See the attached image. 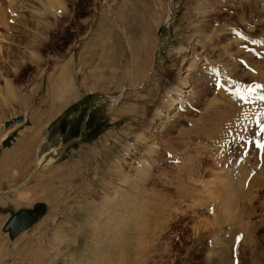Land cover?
<instances>
[{
	"label": "rangeland",
	"instance_id": "1",
	"mask_svg": "<svg viewBox=\"0 0 264 264\" xmlns=\"http://www.w3.org/2000/svg\"><path fill=\"white\" fill-rule=\"evenodd\" d=\"M59 3L0 0V264H264V107L234 95L264 89V0ZM66 74L85 86L63 102L51 90ZM111 180L135 212L101 257L73 219L114 196ZM20 209L35 221L11 238Z\"/></svg>",
	"mask_w": 264,
	"mask_h": 264
},
{
	"label": "bare ground",
	"instance_id": "2",
	"mask_svg": "<svg viewBox=\"0 0 264 264\" xmlns=\"http://www.w3.org/2000/svg\"><path fill=\"white\" fill-rule=\"evenodd\" d=\"M60 1V0H59ZM59 1H55V0H47V6L49 5V6H53L54 8H55V6L58 8H61V9H63L62 7H64V5L61 7V5H60V3H59ZM45 4H46V2H44ZM20 5V4H19ZM44 5V4H43ZM46 6V5H45ZM48 6V7H49ZM21 8H23V6L21 7ZM43 8H44V6H43ZM46 8V7H45ZM44 8V9H45ZM56 8V9H57ZM25 9V8H24ZM31 9V8H30ZM49 9V8H48ZM46 10H47V8H46ZM52 10V9H51ZM55 10V9H54ZM58 10V9H57ZM60 10V9H59ZM58 10V11H59ZM34 11V10H33ZM32 12V11H31ZM38 12H39V10H38ZM44 12V11H43ZM50 12V11H49ZM33 13V12H32ZM51 14H52V12H50ZM53 13H55L54 11H53ZM57 13V12H56ZM64 13V12H63ZM168 14H169V12H167ZM1 14V13H0ZM34 14V13H33ZM42 14V13H41ZM47 14H48V12H47ZM43 15V14H42ZM167 17V18H166ZM166 17H165V22H167L168 20H169V16H167L166 15ZM38 21V20H37ZM6 25V24H5ZM7 27V26H6ZM142 47V46H141ZM30 54V53H29ZM146 54V57L148 58V48L147 47H145V48H143L142 50H141V53H140V56H139V58L137 57V54H136V57L133 59L134 61V65H135V67L136 68H138L140 65H142V64H145L146 63V61L148 60V59H146V57L144 56ZM31 55V57L32 58H34L36 61L37 60H39L38 58V56H36L35 54H33L32 55V53L30 54ZM30 55H28V56H30ZM26 58H28V57H26ZM32 58H30V59H32ZM116 58V57H115ZM30 59H26V60H29L30 61ZM26 62V61H25ZM32 62H34L33 61V59H32ZM39 62V61H38ZM151 69V71H152V68H150ZM151 71H149L148 73H147V75H145L144 77H143V79L139 82V84H142V82L143 81H145V79H147L149 76V74H150V72ZM73 73V72H72ZM61 74V73H60ZM74 74V73H73ZM142 74V73H141ZM60 76V75H59ZM83 77V76H82ZM147 77V78H146ZM61 78V77H60ZM58 79V78H57ZM83 79H84V77H83ZM74 80H75V78H74V76L72 75V74H69V76H68V74H66V75H63L62 76V78L60 79V80H58L57 82H55L54 83V85H53V89L51 90V93H52V95H53V97H55V99H56V96L58 97V98H62L63 99V102H66L67 100H69L70 98H72L73 96H75L74 94L75 93H78L81 89H83L84 88V86H85V84L84 83H82L81 82V85H79V89L78 90H76L77 88V86H75V82H74ZM85 81V80H84ZM185 83V81L183 80L182 81V83ZM139 84H138V87H139ZM186 84V83H185ZM10 87V86H9ZM137 87V88H138ZM7 89V88H6ZM10 89H11V87H10ZM180 91V90H179ZM231 92V91H230ZM262 92V91H261ZM261 92H259L258 93V95L261 93ZM7 93H11V90H8V92ZM121 93L123 94V92L121 91ZM177 97H175L174 99H172V101H173V103H172V105L173 104H178V103H182L183 101H182V94L181 93H176L175 94ZM119 96H120V94L118 95V96H114V97H110V103L109 104H113L118 98H119ZM230 96V95H229ZM63 102H61V103H59V107H61L62 105H63ZM261 102V105L264 107V102H262V101H260ZM260 105V106H261ZM58 107V108H59ZM171 117V116H170ZM215 118L216 116H212V118ZM261 117H263V120H264V116H261ZM164 118H166L165 116H160V118H159V123H158V125H160V124H163V122L165 121V119ZM262 119V118H261ZM167 123V122H166ZM157 125V126H158ZM161 126V125H160ZM163 126V125H162ZM163 128V127H162ZM207 128H209L210 130H213V129H211L212 128V126H210L209 125V127H208V125H207ZM207 133H208V131H207ZM151 134V133H150ZM209 134H211V133H209ZM210 136H212V135H210ZM4 137H5V135H4ZM4 137H2V140L4 139ZM213 137H214V135H213ZM143 139H145V137H143ZM139 140H141V138H139ZM138 140V141H139ZM142 141V140H141ZM151 143V144H148L149 142ZM147 141V143H145V145H144V148L143 149H146V150H150V147L154 144V140H148ZM137 144V143H136ZM153 147H154V145H153ZM58 149V148H57ZM145 150V151H146ZM58 151V150H57ZM56 151V149H54V152L53 153H51L50 154V156H47V158H46V161L45 162H48V161H51V160H54L55 159V157H56V155L58 154V152ZM138 151V150H137ZM139 152V151H138ZM153 152H155V150H153ZM129 153V152H128ZM139 154H140V156H138V157H136L133 153H131V154H129V155H132V156H134V158L133 159H131V161H130V164L131 165H133L134 163H136V166H134V167H136L135 168V170L137 171L136 173H138V174H140L141 176H143L142 174L145 172V170L144 169H146V168H148L149 169V164H148V162L143 158V157H141V155L143 154H141V152H139ZM149 154H150V152H149ZM124 155V154H123ZM124 157H125V155H124ZM123 157V158H124ZM117 158V157H116ZM117 160V159H116ZM115 160V163H114V165H116V163H117V161ZM129 161V160H128ZM41 162H43V161H41ZM114 162V161H113ZM131 162H133V163H131ZM129 164V165H130ZM116 167V166H115ZM114 167V168H115ZM149 171V170H148ZM115 172H116V169H114V175H115ZM83 174H85L86 175V172H84ZM83 174H82V172H80V173H78L76 176H78V179H79V181L81 180V178L83 177ZM116 174H118L117 172H116ZM137 175V174H136ZM75 176V175H74ZM139 178H140V176L139 175H137ZM105 177H106V175H105ZM131 177V176H130ZM136 177V176H135ZM107 178V177H106ZM133 178H134V176H133ZM132 178V179H133ZM139 178H137V179H139ZM119 179V178H118ZM122 179V178H121ZM136 179V178H135ZM143 179V178H142ZM142 179H140V181L142 180ZM96 178H92V179H90V185L93 187V185L92 184H94L96 181ZM100 180H103V179H100ZM127 180V179H126ZM246 180V179H245ZM105 181V180H104ZM104 181H103V183H104ZM112 181V180H111ZM123 181H125L124 179H123ZM128 181V180H127ZM126 181V182H127ZM130 181V180H129ZM139 181V182H140ZM102 182V181H101ZM135 182H137L138 183V181L137 180H135ZM142 182V181H141ZM105 183H107V182H105ZM113 183H115V182H108L107 183V186L108 185H111V187H112V189H113V195L114 196H110L109 197V199L107 200L106 198V200L105 201H103V203L101 202V204H100V206H90L92 203H94V202H91V203H89L88 205H87V200H85V204L82 206V207H80V208H78V209H81V210H85V213H83V220L82 221H78V219L77 218H75V219H73V222H74V224L76 223L75 221H77V226H76V228L78 229V230H81L83 233H82V235H84L86 238H87V234L89 233V234H91V236H93V237H96V241H98L97 240V238L100 240V243H97L96 242V245H98V247H102L101 249L99 248V252H101V257H106V256H108L109 255V253L107 252V251H109L111 254H115V253H117V249H120V248H117V236H118V234H119V232H122L121 231V229L119 230V228H118V230L117 229H115V227H118V225H120L121 223H120V218H122V215H125L126 213H128L129 211H131V212H135V208H133V207H131L132 205H130L129 204V201H130V199L129 198H131V197H129V195H127V191H126V194H121V192H119V190L117 191V189H119V187L117 188V185H114ZM123 183V182H122ZM220 183V182H219ZM88 183H87V180H86V182H85V184H84V190H85V192H86V194L84 195V196H86L87 197V194L89 193H91L92 192V187L91 186H89V185H87ZM101 184V183H100ZM129 184V183H128ZM132 184V183H131ZM141 184V183H140ZM228 184V183H227ZM105 185V184H104ZM133 185H134V183H133ZM131 186V187H136V186H139V185H134V186ZM107 186H105V189H106V187ZM229 186V185H228ZM108 189V188H107ZM220 189V188H219ZM128 190V189H127ZM133 191V190H132ZM146 191V190H145ZM102 192H103V189H102ZM108 193V192H107ZM110 193V192H109ZM123 193H124V191H123ZM48 195V194H47ZM115 195L117 196L116 198H115ZM134 195H135V193H134ZM50 196V195H49ZM83 196V197H84ZM104 197L106 196L107 197V195L104 193V195H103ZM132 196V195H131ZM45 197V196H44ZM48 197V196H47ZM226 197V196H225ZM115 198V199H114ZM134 198H136V196H134ZM138 198V197H137ZM154 198V197H153ZM85 199V198H84ZM104 199V198H103ZM227 199V198H226ZM134 200V199H133ZM225 200V199H224ZM135 201V200H134ZM228 201V200H227ZM83 202V201H82ZM122 202H123V205L125 204V203H127V204H129V206L132 208V209H129V207L128 208H126V206L124 205L123 207L125 208V209H123L122 210ZM154 202V201H153ZM133 203V201L131 202V204ZM140 203V202H139ZM226 203V202H225ZM152 204V203H151ZM133 205H134V203H133ZM225 205V204H224ZM135 206H137V205H135ZM226 206H228L227 205V203H226ZM225 206V207H226ZM231 206V205H230ZM94 208V209H96L97 210V213H95L94 214V216L95 217H89V219L87 220V208ZM148 207V206H147ZM152 208V207H151ZM150 208V209H151ZM78 209H77V211H78ZM129 209V210H128ZM71 212H72V210H71ZM122 212L124 213V214H122ZM130 212V213H131ZM140 212V211H139ZM137 213V212H136ZM132 214V216H133V213H131ZM127 216V215H126ZM129 216V215H128ZM137 217H138V215H137ZM148 217V216H147ZM133 218V217H132ZM139 219V218H138ZM122 220H124V219H122ZM135 220V219H134ZM128 222V221H127ZM135 222H136V220H135ZM65 223V222H64ZM68 223V222H67ZM138 223H140V221H138ZM127 224V223H126ZM69 225V224H68ZM137 225V224H136ZM71 226V225H70ZM70 226H68L69 228H70ZM128 226V225H127ZM135 226V225H134ZM73 227L74 226H72V230H73ZM70 229V230H71ZM83 229V230H82ZM87 229L89 230V231H87ZM69 230V232H70V235H71V231ZM62 233H63V231H62ZM124 233V232H123ZM121 234V233H120ZM119 234V235H120ZM62 236H63V234H62ZM60 237V236H59ZM120 242V241H119ZM121 243V242H120ZM94 245V244H93ZM120 245V244H119ZM121 246V245H120ZM88 251V250H87ZM122 251V250H121ZM81 253H82V255H85V251L83 252V251H80ZM105 253H108V254H105ZM97 254V253H96ZM80 255V254H79ZM95 257V256H94ZM92 262V261H91ZM93 264H95V261L94 262H92ZM89 264V263H88ZM97 264V263H96ZM98 264H105V263H102L101 261H100V263L98 262Z\"/></svg>",
	"mask_w": 264,
	"mask_h": 264
},
{
	"label": "water",
	"instance_id": "3",
	"mask_svg": "<svg viewBox=\"0 0 264 264\" xmlns=\"http://www.w3.org/2000/svg\"><path fill=\"white\" fill-rule=\"evenodd\" d=\"M36 214L33 210L20 209L14 213L5 223L11 238L15 237L21 230L28 228L35 221Z\"/></svg>",
	"mask_w": 264,
	"mask_h": 264
},
{
	"label": "snow or ice",
	"instance_id": "4",
	"mask_svg": "<svg viewBox=\"0 0 264 264\" xmlns=\"http://www.w3.org/2000/svg\"><path fill=\"white\" fill-rule=\"evenodd\" d=\"M219 87H224V85H218ZM255 87H257V88H260V87H264V86H262V85H256ZM252 91H253V89L251 88V87H249V88H247L246 90H244V91H241V90H237L235 93H234V95H236L237 97H239L240 98V100H242V101H246L247 100V95H251L252 94ZM245 92L247 93V95L245 94ZM260 99H264V96H261V97H259ZM261 132H264V127H261ZM256 147L257 148H260L261 150H264V142H257L256 143ZM247 153H245V155H246ZM238 240H239V238H238Z\"/></svg>",
	"mask_w": 264,
	"mask_h": 264
}]
</instances>
